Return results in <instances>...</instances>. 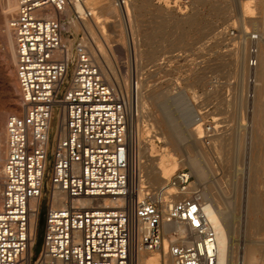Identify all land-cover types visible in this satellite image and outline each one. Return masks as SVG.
<instances>
[{"label":"built area","instance_id":"obj_1","mask_svg":"<svg viewBox=\"0 0 264 264\" xmlns=\"http://www.w3.org/2000/svg\"><path fill=\"white\" fill-rule=\"evenodd\" d=\"M74 1L83 0H17L10 21L20 112L6 119L0 264H132L138 251L162 246L164 219L185 226L170 242L175 264H218L216 234L193 175L179 169L158 187L141 170L129 121L138 112L135 92L110 84L80 41L69 56L63 14L71 8L81 16ZM257 50L249 51L252 68ZM249 83L252 99L255 77ZM49 156L48 213L33 260ZM85 198L95 204H83ZM104 198L115 204H102Z\"/></svg>","mask_w":264,"mask_h":264},{"label":"rangeland","instance_id":"obj_2","mask_svg":"<svg viewBox=\"0 0 264 264\" xmlns=\"http://www.w3.org/2000/svg\"><path fill=\"white\" fill-rule=\"evenodd\" d=\"M130 1L132 24H134L137 39L136 55L128 50V35L126 36L123 32L119 21L114 17L115 21L106 22L109 18L106 12L98 14L102 15V23L108 33L95 32L96 38L92 36L84 41V37H88V34L81 28H73L68 18L63 20L64 24L67 22L64 25V39L72 40L71 47L80 41L90 50L93 48L94 55L97 54L99 57H102L101 51L94 50L97 44L104 49H107V43L114 45L113 56L108 54L112 62L109 69L112 71L109 75L110 81L128 91L131 79L134 78L137 79L140 89L139 98L137 96L138 112H134L129 119L135 136H139L138 139L144 142V146L148 144L151 154L157 158L158 164L162 167V161L178 160L180 165L177 170L185 168L191 173L188 157L190 154L195 155L199 149L205 151L207 156L204 154L201 159L205 161L203 164L207 167L208 178L205 176V180L202 178L198 181L197 189L201 193L209 191V197L215 199L221 208L230 206L227 207L232 214V224L235 227L232 235L234 241L241 247L244 240L251 237L264 244V143L257 144V147L252 140V134L255 132L253 102L257 93L260 50L264 45V0ZM110 2H119V0H102L96 5L102 3L107 5ZM0 9V16H2V0H0ZM15 9L12 18L17 12V7ZM11 17L7 18L8 21L2 19L0 34L8 29L13 35L9 26ZM1 43L0 163L3 164L7 156L6 119L11 113H19L20 109L14 112L12 107L15 103L9 98L8 89L9 71L14 68L16 73V67L12 59L6 56L9 46L4 42ZM252 47L258 49L256 69L249 66V51ZM239 48H243V62L242 60L237 62L234 57V53L240 51ZM13 53L16 58L14 40ZM95 58L100 64L105 63L102 58L100 60L96 56ZM113 72L116 73L114 76H112ZM250 77H255L253 101L248 96L252 86L249 83ZM182 89L186 90L190 97L189 102L194 107L191 115L193 122L191 123L190 120L187 122L189 125L185 123L187 126L183 124L180 128H176V124L168 121L174 114L163 108L162 100L168 95H176ZM14 94L20 97V90L14 91ZM261 94L263 96L260 102L264 106V90ZM157 95H162L161 103L156 99ZM174 129L175 131L172 132ZM190 129L196 130L198 136H206L203 147L194 144L193 140H188L187 137H183L185 141L181 138L185 143L182 140L177 139L179 142L176 140V136L180 138V135H186L187 130ZM176 130L180 132L177 133ZM163 136L166 138L162 140ZM215 137L223 138L225 142L216 147L212 143V138ZM180 141L182 145L186 144L185 147L179 145ZM255 154L256 156L260 154L261 161L257 162V169L253 171L252 157ZM51 159L52 157L49 156V168L46 170L45 184L42 189L43 196L38 207L33 260L39 254L43 244L50 192L47 183ZM193 177L196 180L194 175ZM3 182L4 179L0 184V204ZM253 195L256 196L258 204L255 212L247 203V197ZM229 200L231 204L228 203ZM254 214L263 225L259 230L257 229V234L256 230L250 227V220ZM253 234L254 236H251Z\"/></svg>","mask_w":264,"mask_h":264},{"label":"bare ground","instance_id":"obj_3","mask_svg":"<svg viewBox=\"0 0 264 264\" xmlns=\"http://www.w3.org/2000/svg\"><path fill=\"white\" fill-rule=\"evenodd\" d=\"M101 1L102 0H83L82 2L74 1L73 9H76L80 13L81 16L80 17L79 16L78 17L73 16V11L71 8H67L66 11H64L63 16L66 18V20H68V18L70 19V23H71V26H73V28H75V29L81 28L84 31V33L88 34V37H84V41H85L87 38H92V36H93V38H96L95 32L108 33L107 29L105 28V26L102 23V19H103V18H101L102 15L98 14L99 12L100 13L106 12L109 15V18H108V20H106V22L109 23V22L115 21L114 17L116 18V20L119 21V23H120L119 25L122 26L123 32L126 33V36L128 35L129 45L127 46V48L129 51L134 52V54L136 55L137 54L136 53V48H137L136 47V41H137V39L135 37L136 32L134 29V24H132V18H131V7H130L131 1L129 2V0H119V2H110L107 5H104V3H102L100 5H96L97 3L101 2ZM15 7L18 8L17 0H2V10H3L2 16L3 17L0 16V23L2 22L3 18L5 20H7V18L12 16V13L14 12V10H16ZM85 8L91 12V15H89V16L85 15V11H86ZM182 13H184V12H182ZM10 21H9V26H10ZM66 24H67V22H66ZM12 36L13 35L7 29V30H5V32L3 34H0V42H2V43L4 42L5 44H7L9 46V50L6 52V56L12 59V62L14 63V66L16 67V58H14V53H13V37ZM244 38H242V39H244ZM64 42H65L66 46L68 47L69 56L72 57L73 56V50L71 47L72 40L71 39L69 40L67 38V39H64ZM242 42L244 44V41H242ZM97 45H98V46H96L97 48L96 49L94 48V50H96V52L101 51L102 57L97 56V54L94 55L93 48L91 49L92 50L91 51L88 48V46H86V45L85 46H86L88 52L90 53V55L92 56L93 60L100 66L101 71L103 73V76L109 81L110 84H112V82L109 79V75H111L110 72H112V71H109L110 67L112 66V62L110 61L108 54L113 56V52L115 51L114 45L113 44L110 45L107 43V49L100 47L99 44H97ZM119 48H120V46H119ZM15 56H16V51H15ZM95 56L99 60H100V58H102V61H104L105 63L100 64L98 62V60L95 58ZM234 57H235V60L237 62L238 61L240 62L241 60L243 62V60H244L243 48L240 49V51H236L234 53ZM257 58H258V50H257ZM115 74L116 73L113 72L112 76H114ZM241 79H242V77H241ZM131 82H130V86H129V91H131L132 93L135 92V94H137V96L139 98V90L140 89L138 86V82L136 81L137 82L136 86L133 85L134 82H132L133 84ZM8 84H9L8 89L10 91L9 98H11L15 103V105H13V107H12L14 112H15V111H18L20 109V97H18V95H15L14 91H16V90L19 91L20 87H19V82H18V78H17V73H15L14 68H11V70L9 71ZM127 86H128V84H127ZM254 86H255V83L253 85V88H254ZM256 89H257L256 90V92H257L256 98L253 102L254 103V112L253 113L255 116L253 123H254L255 132H254V134H252V138H253L252 140H253L254 144L257 146V144L262 145L264 143V119H263V117H264V106L260 102V99L263 96L261 93H262V90H264V45L262 46V48L260 50V64H259L258 74H257V88ZM254 92H255V90H254ZM254 97H255V94H254ZM254 97H253V99H254ZM161 98H162V95L156 96V99L159 100L158 102H160V103H161V101H160ZM189 98L190 97L186 93V90L182 89L176 95H173V96L168 95L167 98L162 100L163 108L168 109L169 112H172V114H174L173 117H171L172 115L171 116L169 115L170 117L168 116L169 118H171V119H168V121H172V123H174V125L176 124L175 125L176 128H180L183 124L190 122V120H191V115H192V112L194 110V107L189 102ZM253 99H252V101H253ZM168 111H166V112H168ZM192 122L193 121L191 120V123ZM187 124L189 125V123H187ZM187 124H185V125L187 126ZM170 125H168V126H170ZM174 131H175V129L172 130V132H174ZM176 132L179 133L180 131L178 132L176 130ZM138 137L139 136H136L135 138H136L137 146H138V149H137L138 150V159L140 161L141 170L143 171L146 179L148 181H150V183H153L154 185L158 184L155 186L159 187V186L163 185L165 182H167L168 179H170V177L177 170L180 163L178 160L175 162H172V161H165L164 162V161H162L163 167L160 166V164H158L157 158L151 154L150 147L147 146L148 144H146L144 146V144H143L144 142L140 138L138 139ZM183 137H185V138L187 137L188 140L192 139L194 144L198 145L199 147H203L204 143H206V140L204 139V137H206V136H198V132H196V130H194V129L187 130V134L184 136L180 135V138L179 137L177 138V136H176V140L177 139L178 140L183 139L185 141V139ZM161 138L163 140L166 137L163 136ZM173 138L175 139V136ZM3 139H4V137H3ZM212 140H213L212 143H214L216 145V147L221 146L225 142V139H223V138L221 139L219 137L212 138ZM181 143L182 142L180 141L179 145ZM185 145H182V146L185 147ZM6 146H7V144H6ZM182 146H180V147H182ZM184 147H182V149ZM177 148L179 149V147H177ZM204 154H205V151L199 149L195 155L190 154V156L188 157L189 162L188 161L187 162L189 164L191 163L190 164L191 174H193L196 177V180L194 179V182H193L195 187H197L198 181H200L202 178L204 179L205 176H206V178H208L207 177L208 174H206L207 173V167L203 164L205 161L202 160L203 159L202 155H204ZM260 154H258L257 156L255 154V156L252 157L253 158L252 159L253 164H254L253 171H256V169H257V162L261 161ZM205 156H207V155L205 154ZM3 179H4V162H3V164L0 163V184H2ZM209 193L210 192L207 190L202 193V197H203V201H204L203 213L206 216L209 225L214 229L215 234H216V245L215 246L217 247V262H218V264H261V263H264V244L262 243V241L251 237V238L244 240V244L243 245L241 244L242 247L240 246V244L238 242H235L233 235H232L235 232V227L232 224V220H233L232 218L233 217H232L230 210L228 209L230 206L227 205V206H229V207H227L225 205L226 208H221L220 206L217 205L215 199L209 197ZM221 194H222V192H221ZM225 197H226V195H225ZM255 197L256 196H254V195L251 197L250 196L247 197V203H248V205L249 204L251 205V208H252V210H254V212L256 211V208L258 207L257 200ZM226 199H228V198H226ZM55 202H56V203H54L55 206L60 205V202L58 201L57 197H55ZM82 203L86 204V205L95 204L92 201V199H90V198L83 199ZM228 203L231 204V201L229 200ZM102 204L114 205L115 203L113 201H110L107 198H104V201L102 202ZM232 204H233V202H232ZM0 206H1V204H0ZM250 221H251L250 227L253 228V230H256L255 233L257 234V229L259 230L260 226H263V225L258 221V216H256L255 214L253 215V218ZM34 225H35V217L32 220V226H34ZM163 231H164V241H163L162 246L159 249L154 250V251H147V250L138 251L136 253V255H134V257H133L132 264H175L174 258L169 253L170 252L169 251L170 242L173 241L174 239H176L177 236H181L185 233V226L180 224V223H177L175 221H167L166 219H164ZM174 231L176 232V235L172 234ZM254 234L251 236H254Z\"/></svg>","mask_w":264,"mask_h":264}]
</instances>
